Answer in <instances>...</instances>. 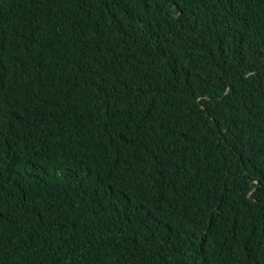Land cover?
<instances>
[{"label":"trees","instance_id":"16d2710c","mask_svg":"<svg viewBox=\"0 0 264 264\" xmlns=\"http://www.w3.org/2000/svg\"><path fill=\"white\" fill-rule=\"evenodd\" d=\"M0 264H264V0H0Z\"/></svg>","mask_w":264,"mask_h":264}]
</instances>
